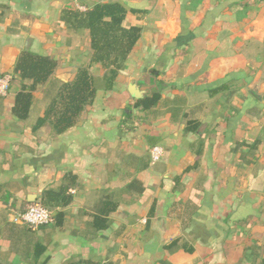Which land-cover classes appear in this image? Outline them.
Here are the masks:
<instances>
[{
  "label": "crops",
  "instance_id": "0c3cea01",
  "mask_svg": "<svg viewBox=\"0 0 264 264\" xmlns=\"http://www.w3.org/2000/svg\"><path fill=\"white\" fill-rule=\"evenodd\" d=\"M106 2L140 29L123 69L106 89L93 64L78 123L33 131L92 55L65 9ZM27 54L54 68L21 120L12 107ZM4 75L0 264H264V0H0ZM153 146L163 156L151 165ZM48 191L70 196L46 208L55 223L14 221Z\"/></svg>",
  "mask_w": 264,
  "mask_h": 264
},
{
  "label": "trees",
  "instance_id": "16d2710c",
  "mask_svg": "<svg viewBox=\"0 0 264 264\" xmlns=\"http://www.w3.org/2000/svg\"><path fill=\"white\" fill-rule=\"evenodd\" d=\"M125 14L124 8L117 2L97 3L86 7L82 12L71 6L65 9L62 21L76 31L88 33L92 55L89 62L76 71L70 82L57 85L56 97L51 100L42 117L36 121L32 127L33 131L48 123L56 134H62L78 123L95 96L96 85L89 73L93 64L99 63L104 71L102 77L104 88L112 87L140 33L137 26L124 27ZM53 68L54 64L46 58H37L30 54L20 57L16 72L21 91L16 95L12 107V112L19 119L27 117L31 104L30 93L49 79ZM157 101L158 95L154 94L150 98L137 101L136 107L149 109ZM69 202L70 196L48 191L44 193L40 205L43 208L63 207ZM60 217V213L56 214L52 217L51 223H55Z\"/></svg>",
  "mask_w": 264,
  "mask_h": 264
},
{
  "label": "built area",
  "instance_id": "2783aa9c",
  "mask_svg": "<svg viewBox=\"0 0 264 264\" xmlns=\"http://www.w3.org/2000/svg\"><path fill=\"white\" fill-rule=\"evenodd\" d=\"M12 81L10 75L0 76V97H6L9 91V86ZM163 156V149L160 146H153L149 150L150 164L154 165L161 160ZM15 222H19L29 228H39L46 226L52 222V214L46 208L39 204H32L23 212L16 214Z\"/></svg>",
  "mask_w": 264,
  "mask_h": 264
}]
</instances>
